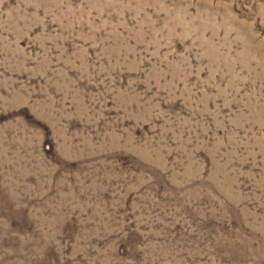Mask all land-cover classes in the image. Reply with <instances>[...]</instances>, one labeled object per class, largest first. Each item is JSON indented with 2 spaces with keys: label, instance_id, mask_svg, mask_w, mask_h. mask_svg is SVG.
I'll return each instance as SVG.
<instances>
[{
  "label": "rangeland",
  "instance_id": "1",
  "mask_svg": "<svg viewBox=\"0 0 264 264\" xmlns=\"http://www.w3.org/2000/svg\"><path fill=\"white\" fill-rule=\"evenodd\" d=\"M0 264H264V0H0Z\"/></svg>",
  "mask_w": 264,
  "mask_h": 264
}]
</instances>
